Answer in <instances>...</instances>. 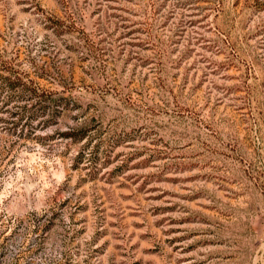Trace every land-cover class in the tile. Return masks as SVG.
Wrapping results in <instances>:
<instances>
[{
    "label": "rangeland",
    "instance_id": "374dc122",
    "mask_svg": "<svg viewBox=\"0 0 264 264\" xmlns=\"http://www.w3.org/2000/svg\"><path fill=\"white\" fill-rule=\"evenodd\" d=\"M0 264H264V0H0Z\"/></svg>",
    "mask_w": 264,
    "mask_h": 264
}]
</instances>
